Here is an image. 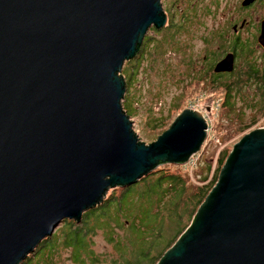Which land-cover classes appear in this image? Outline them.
I'll use <instances>...</instances> for the list:
<instances>
[{
	"label": "water",
	"instance_id": "water-1",
	"mask_svg": "<svg viewBox=\"0 0 264 264\" xmlns=\"http://www.w3.org/2000/svg\"><path fill=\"white\" fill-rule=\"evenodd\" d=\"M168 23L161 0H0V264H22L110 189L201 150L209 124L197 109L146 143L123 105L125 62ZM157 264H264V127L235 143Z\"/></svg>",
	"mask_w": 264,
	"mask_h": 264
},
{
	"label": "rangeland",
	"instance_id": "rangeland-1",
	"mask_svg": "<svg viewBox=\"0 0 264 264\" xmlns=\"http://www.w3.org/2000/svg\"><path fill=\"white\" fill-rule=\"evenodd\" d=\"M161 1L171 26L149 30L147 48H141L144 51L133 57L132 62L126 61L122 72L127 79L125 73L132 74V70H136L134 78L127 85L126 95L134 122L133 129L142 141L151 143L156 140L187 107L195 108L205 115L209 127L201 150L186 164H165L168 171L173 170L185 176L183 179L189 185L190 194L205 183V175H209L211 180L224 149L230 153L235 143L246 133L264 127L262 74L258 81L247 80L245 76L239 75L241 85H228L232 88L230 101L227 106H223L222 102L229 91L226 84L231 76L214 77V72L208 68V63L221 58L220 48H223V37L227 35L225 27L229 24L231 31V23L241 22L244 16L257 21L260 16H264V0L259 1L249 13L238 7L240 2L237 0ZM242 36L247 42V33H242ZM216 52L218 55L215 56ZM258 56V52L253 51L249 62L262 67L264 60L254 62L259 59ZM245 57V53L237 57V68L240 70L249 65L245 63ZM227 78L228 81L223 80ZM209 164H212L210 173ZM109 234V229H99L90 239L94 242L93 249L101 254V260L105 263L112 258L123 259L108 242ZM120 236L126 238L124 229L120 230ZM39 255L36 253L32 257L31 264H79L72 260L71 249L64 246L56 251L52 259Z\"/></svg>",
	"mask_w": 264,
	"mask_h": 264
},
{
	"label": "trees",
	"instance_id": "trees-1",
	"mask_svg": "<svg viewBox=\"0 0 264 264\" xmlns=\"http://www.w3.org/2000/svg\"><path fill=\"white\" fill-rule=\"evenodd\" d=\"M141 48L144 49V45ZM260 73L264 100V71ZM135 74L136 70H132V74L125 73L128 86ZM227 87L229 91L226 92L223 106L229 104L232 92V88ZM127 98L128 94L124 108L130 114ZM228 155L229 151L224 149L211 180L209 175H205V183L190 194L189 185L183 179L185 176L168 171L166 163L160 164L132 185L112 188L101 204L83 214L80 222L64 220L52 236L41 241L23 264H31L36 253L52 259L61 246L71 249L72 260L79 264H157L191 224L200 204L217 182ZM208 170L210 173L212 164H209ZM99 229H109L107 240L120 253L122 260L112 258L106 263L101 260V254L96 253L92 247L94 242L90 240ZM121 229L125 230L126 238H121Z\"/></svg>",
	"mask_w": 264,
	"mask_h": 264
},
{
	"label": "flooded vegetation",
	"instance_id": "flooded-vegetation-1",
	"mask_svg": "<svg viewBox=\"0 0 264 264\" xmlns=\"http://www.w3.org/2000/svg\"><path fill=\"white\" fill-rule=\"evenodd\" d=\"M261 0H237V2H240L238 7H240L242 10H244L246 13H249L253 7ZM236 2V3H237ZM163 4V2H162ZM164 8V7H163ZM174 9V8H173ZM165 10V9H164ZM175 12V10H174ZM173 12V13H174ZM246 15V14H245ZM173 16L171 17L173 19ZM169 19V17H168ZM188 19V18H187ZM234 20V19H232ZM264 22V16H260L257 21H251L247 16L242 17L241 22H232L231 23V31H229V24L226 26V31L225 33L227 35H224L223 41L224 46L223 48H220V52L222 53L221 58L218 59L216 62L208 63V68L209 71L214 72V77H222L224 78L225 76H231V80L228 81L227 79V86L228 85H241V78H238L239 75L240 77H246L247 80H255L258 81V78L260 77V71H264V66L259 67L256 64L249 62L251 53L253 51H257L259 56L258 60H255L254 62L257 63L259 60H264V46L263 44L260 43L259 37L262 32V25ZM169 26H171V22L168 23ZM160 30L157 29L156 27L152 26L149 30ZM246 29V30H245ZM242 33H247V38L246 41L244 42V38L242 36ZM250 34V35H249ZM150 35H147L145 40H144V48H147V43H148V37ZM249 39V40H247ZM245 53V63H248L249 65L247 66L246 69H238L237 67V57H239L241 54ZM212 55L211 53H209ZM228 54L233 55V69L230 71H216V65L218 62H220L222 59H224ZM209 56H206L205 59L209 58ZM218 55L216 52L215 56ZM213 56V55H212ZM213 66V67H212ZM213 69V70H212ZM213 81H217L212 79ZM226 82V81H225ZM248 83V82H246Z\"/></svg>",
	"mask_w": 264,
	"mask_h": 264
},
{
	"label": "built area",
	"instance_id": "built-area-1",
	"mask_svg": "<svg viewBox=\"0 0 264 264\" xmlns=\"http://www.w3.org/2000/svg\"><path fill=\"white\" fill-rule=\"evenodd\" d=\"M192 159V158H191Z\"/></svg>",
	"mask_w": 264,
	"mask_h": 264
}]
</instances>
